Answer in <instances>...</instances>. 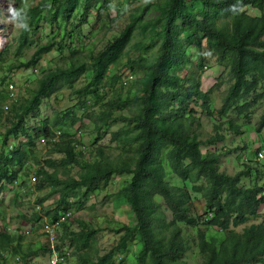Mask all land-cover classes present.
I'll return each instance as SVG.
<instances>
[{"label": "trees", "instance_id": "16d2710c", "mask_svg": "<svg viewBox=\"0 0 264 264\" xmlns=\"http://www.w3.org/2000/svg\"><path fill=\"white\" fill-rule=\"evenodd\" d=\"M31 1L16 0L21 18L16 19L20 33L14 54L19 59L35 45L34 55L14 65L9 63L11 47L0 50V195L14 192L16 179L25 186L24 178L33 172L37 176L33 190L49 192L38 201L42 212L19 220L31 225L40 222L41 229L45 221L55 223L71 212L72 221L63 224L57 249L62 253L66 245L73 248L78 264H186L195 240L204 259L201 264H264V215L260 213L264 188L244 187L249 171L221 172L220 156L227 153L209 150L225 143L224 132L243 135L242 127L227 119L230 114L248 120L251 110L264 103V0L149 1L134 8L121 34L89 62L78 59L91 37L83 34V28L100 19L102 11L117 7L122 16L129 0L116 4L113 0H40L36 5ZM42 34L46 43L41 42ZM136 36L139 40L132 45ZM55 47L65 67L44 75L21 102L10 98L13 72L35 67ZM202 47L230 76L217 111L212 109L211 91H201ZM190 49L195 53L191 55ZM122 64L139 78L127 87L121 85L116 92L123 93L105 102V91L121 84L120 77H111L110 72ZM85 75L88 83L78 88L77 81ZM60 82L72 91L77 105L29 131L26 119L39 117L44 100ZM198 110L213 121H225L213 125V135L207 133ZM84 114L96 133L122 125L111 133L110 142L115 144L111 153L109 145L89 149L75 135L74 127ZM224 125L228 129L223 131ZM57 131L61 135L52 141ZM40 139L48 142L43 161L36 153ZM115 177L126 178L116 196L125 201L136 224L110 227L116 234H125L111 251L96 257V237L104 229L74 216L86 209L89 195L104 192ZM55 196L53 209L45 208V201ZM198 201L204 202V215L195 214ZM3 205L0 199L2 224L8 217ZM259 217L262 222L251 224ZM189 231L195 233L190 239ZM26 238L0 228V264H11L15 258L29 264L32 257L48 255L45 242ZM128 243L139 246L137 255L125 247Z\"/></svg>", "mask_w": 264, "mask_h": 264}, {"label": "rangeland", "instance_id": "374dc122", "mask_svg": "<svg viewBox=\"0 0 264 264\" xmlns=\"http://www.w3.org/2000/svg\"><path fill=\"white\" fill-rule=\"evenodd\" d=\"M39 1L40 0H32L31 2L32 5H36ZM118 1L120 0H113V4H116ZM149 1L153 2L156 0H129L128 6L124 7L125 9L122 16H119L117 7L108 10L107 12L102 11V16L100 19L98 17L89 27L86 26L83 28V34L89 36L91 35V37L88 38L89 41L87 42L86 46L82 48L83 52L78 56V59L81 62H89V59L93 55H97L103 51L104 48L116 37H118L125 29L129 23V16L133 12L134 8L145 5ZM10 8L16 10V0H0V50H6L11 47L9 63L16 65L19 62L26 63L29 61L34 55L37 47L34 45L33 48L27 50L24 53L23 57H19V59H17V56L14 54V52L15 41L17 40L20 33V25L11 17L9 12ZM47 33L48 31H46V34ZM46 34H42L40 38L42 43H46L47 41L45 38ZM138 40L139 36H136L132 45H134ZM38 43L40 44V40H38ZM193 53H195V51L190 49V54L192 55ZM201 53L205 59L203 72L198 73V75L201 76V91L203 93H208L211 91L210 98L212 100V109L217 111L222 107V100L230 86V76L227 69L217 65L216 59L208 53V50L205 47H202ZM192 59L196 60V57H193ZM65 65L66 64H64L58 57L55 47V51L53 50L50 54L43 55L38 60L35 67H31L29 69H18L14 71L13 73L15 74L13 76V80L14 84L17 85V96L19 101L21 102L23 97L29 96L30 91L36 89L37 81L40 80L44 75L54 71L56 67L63 68ZM128 74L129 71L123 64L110 72L111 77L113 75L120 77L121 84L116 83L114 89L110 87L105 91L107 94L105 97V102L113 98L114 95L123 93L121 90H118L117 92L116 90L120 89L122 85V79L126 78ZM0 75L3 74L0 73ZM136 78H139V76H136ZM88 79L89 75L80 77L76 83V86L78 88L85 86L88 83ZM248 101H251V99ZM77 102L78 101L73 96L72 91L70 89H66L64 83L60 82L51 92V95L48 97V99L44 100L39 117L37 119L27 118L25 121V127L31 131L40 126V124L46 119H52L57 115H64L73 109L77 105ZM98 111L99 109L95 110L96 113ZM198 111L199 114L197 117L201 118V126L206 130L207 133H211L212 135L214 134L213 125H220L225 121L223 119H216L213 121L208 118L207 115H204L201 110ZM126 112L127 111L124 113ZM250 113L251 116L248 120H245L243 117H237L233 113L230 114L227 119L232 120L237 125L241 126L243 135L235 136L233 134H227V132H224L226 135L225 143L218 145L217 148H209V150L212 152L215 151L218 154L223 152L227 153V155L220 156L219 168L221 172H224L228 175H236L240 171H249L250 176L243 181L244 187L257 185L264 188V158L261 159L258 157L259 152H264V126L261 127L264 116V103H259L251 110ZM76 114L81 116L80 112H76ZM121 127L122 125L120 124L112 125L109 129H104L102 130L103 132L96 133L92 130L93 126L85 118L84 114L82 117V122H78L74 128L75 132H78L75 135L81 139L82 143L86 147L91 149L94 146L107 147L109 145L108 151L111 153L115 147V144H111L110 142L111 133H115ZM226 129L228 128L226 125H224L223 131ZM36 153L38 154L37 158L40 161H43L47 153L46 147L39 146L37 142ZM54 158L55 157H53V159ZM23 172H21V174H23ZM73 175L76 176V170L74 171ZM24 179L26 180V183L24 182L23 185H25L24 188H27L28 179ZM125 182V177H115L111 185H109L104 192L89 195L86 209L74 216V218H77L79 221L90 224L95 228L104 229L96 237L97 242L96 247L94 248V251L97 252L96 257L104 256L109 251H111L118 245L121 237L125 234L124 232L116 234L110 230V227H120L122 225L134 227L136 224V220L132 215L130 208L127 206L124 200H122L119 196H116L120 189L124 186ZM14 192L8 190V193H3L0 196V198L4 201V205L2 207L3 213L6 212V215L8 216L5 220L7 227L17 231V233H29L26 236L28 237L26 238L27 240L31 242L38 241L42 243L44 239H40L41 230L38 229L40 227V222L38 224L36 223V225H31L25 221H20L19 219L24 216L30 219L34 213L42 212V205L38 204V201L44 199L47 196L49 190L46 189L42 193H37L35 191H29L27 193L18 191L17 193L16 190ZM16 193L18 195H16ZM14 198L16 200H14ZM55 199H57L56 196L45 201L43 204L44 207L52 210ZM194 206L196 215L200 216L205 214L204 202H195ZM260 213L262 216L264 215V206L261 207ZM168 218L171 219L170 214H168ZM262 219V217L253 219L251 224L262 222ZM42 222H44V220ZM4 223L5 222H3V224ZM1 226L3 227L0 221V228ZM75 228H77L76 224ZM187 233L189 234V239L195 236L193 231H189ZM134 244L128 243L125 245V247H127V249L132 254L137 255L139 246ZM195 245H197L196 240L193 242V246H191L186 259H184L186 264H201L204 261V259L199 256V252L197 251ZM65 247V249L70 252V257L65 262V264H78L79 257L75 254L73 248H67V245ZM29 261V264H49V256L40 254L38 257H32ZM11 264H15V262L11 260ZM17 264L21 263L17 262Z\"/></svg>", "mask_w": 264, "mask_h": 264}, {"label": "built area", "instance_id": "2783aa9c", "mask_svg": "<svg viewBox=\"0 0 264 264\" xmlns=\"http://www.w3.org/2000/svg\"><path fill=\"white\" fill-rule=\"evenodd\" d=\"M10 98L14 99L15 94H14V89L13 86H10ZM56 137L52 140L55 141L58 139L61 135L60 131H57L55 133ZM47 140L46 139H40L39 140V145L40 146H46L47 145ZM259 158L264 157V153H259ZM37 180L36 174L33 172L31 174L29 184L31 186H35ZM14 187H19L20 186V181L16 180L13 182ZM72 213L68 212L66 214L61 215L58 220L55 221V223H45L42 227L41 233L45 235V238L47 240V245L49 246V264H65V262L68 260L70 257V252L65 250L64 252L60 253L57 249V245L60 241L61 236L63 235V224L72 221ZM25 234H29L26 233Z\"/></svg>", "mask_w": 264, "mask_h": 264}, {"label": "clouds", "instance_id": "9594fccd", "mask_svg": "<svg viewBox=\"0 0 264 264\" xmlns=\"http://www.w3.org/2000/svg\"><path fill=\"white\" fill-rule=\"evenodd\" d=\"M9 12H10V15H11V17L13 18V20H16V19H18V18H21V12L19 11V10H15V9H9ZM23 26H25L26 27V25H23ZM86 44H87V42H86ZM86 46V45H85ZM134 78H136V76L135 75H132L131 73H129L127 76H126V78H124V79H122V85L124 86V87H127L129 84H131L132 82H133V80H134ZM13 82H14V80H13ZM10 86H13V89H14V94H15V98H18V96H17V85H15V84H10ZM10 86H9V90H10ZM38 144H39V142H38ZM40 146V145H39ZM259 153H261V152H259ZM259 153H258V155H259ZM262 153H264L263 151H262ZM259 157V156H258ZM264 158V157H263ZM263 158H261V159H263ZM31 177V176H30ZM16 180H18V181H20L19 179H16ZM16 180H14V181H16ZM28 180H30V178L28 179ZM13 181V182H14ZM13 186V185H12ZM14 187V186H13ZM35 186H31L30 184H29V181L27 182V188H24V186H19V187H14L15 189H16V191H21L22 193H27V192H34V190H33V188H34ZM5 193H8V192H5ZM1 196V195H0ZM1 199V198H0ZM71 222V221H70ZM45 223H48V222H44L43 223V225L45 224ZM3 225V227L1 226V228L3 229V230H5V232H7V233H9V234H19V235H23V236H27L28 234H25V232H21V233H17V231H15V230H13V229H9L10 227H7V223L5 222L4 224H2ZM39 230H42V228L40 229V227L38 228ZM41 235H43L42 233H41V231H40V236ZM40 239H44L43 241L47 244V240H46V238H45V235L42 237V238H40ZM58 244H60V241H59V243ZM59 246V245H58ZM66 250V249H65ZM48 256H49V252H48ZM14 262H15V264L17 263V262H20V260H19V258H15V260H14Z\"/></svg>", "mask_w": 264, "mask_h": 264}, {"label": "crops", "instance_id": "0c3cea01", "mask_svg": "<svg viewBox=\"0 0 264 264\" xmlns=\"http://www.w3.org/2000/svg\"><path fill=\"white\" fill-rule=\"evenodd\" d=\"M43 242H44V241H43ZM43 242H42V243H43Z\"/></svg>", "mask_w": 264, "mask_h": 264}]
</instances>
